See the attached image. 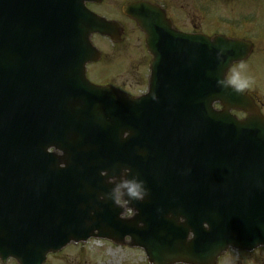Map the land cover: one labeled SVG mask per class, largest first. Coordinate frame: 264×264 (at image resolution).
<instances>
[{
  "label": "water",
  "instance_id": "obj_1",
  "mask_svg": "<svg viewBox=\"0 0 264 264\" xmlns=\"http://www.w3.org/2000/svg\"><path fill=\"white\" fill-rule=\"evenodd\" d=\"M85 1L0 0V258L42 264L131 230L154 264L264 245V117L226 80L250 45L180 33L130 4L154 56L147 92L129 97L86 78L91 34L114 23ZM118 187L142 194H127L141 216L120 218Z\"/></svg>",
  "mask_w": 264,
  "mask_h": 264
},
{
  "label": "flooded vegetation",
  "instance_id": "obj_2",
  "mask_svg": "<svg viewBox=\"0 0 264 264\" xmlns=\"http://www.w3.org/2000/svg\"><path fill=\"white\" fill-rule=\"evenodd\" d=\"M132 1L137 0H101L99 3H87V6L93 11H95V6L110 8L112 11H107L114 13V16H111V18L115 20L121 18L128 21V17H125L122 13V6ZM143 1L158 5L172 21L174 27L182 32L201 33L208 36L221 34L250 41L252 43V50L243 64L247 62L249 64H256L261 61L260 54L264 55V51L258 52L259 48L257 45V42L260 41L261 32H264L261 28L263 22L258 25V19L263 15L261 9L263 8L264 10V0ZM117 15L118 17L116 18ZM123 25L125 33L127 30L126 23H123ZM237 28L244 30L245 34L233 35L232 30ZM123 36L121 37L122 43L120 45L125 42ZM118 43H113V45ZM101 52V57L103 58L104 52ZM262 61L264 62V60ZM249 93L258 102L259 108L264 114V103H260L251 91ZM238 115L243 116L244 114L239 113ZM99 241L106 244L98 251V259L101 264H151L144 249L136 246L130 236H125L120 241L118 238L114 239L113 242L104 239ZM256 251H228L220 255L216 259L215 264H260V261L253 257Z\"/></svg>",
  "mask_w": 264,
  "mask_h": 264
},
{
  "label": "rangeland",
  "instance_id": "obj_3",
  "mask_svg": "<svg viewBox=\"0 0 264 264\" xmlns=\"http://www.w3.org/2000/svg\"><path fill=\"white\" fill-rule=\"evenodd\" d=\"M95 9L107 16H114L113 12L106 11H112L110 8L95 6ZM261 13H263V15L258 19V25H260L261 22H264L263 8L261 9ZM117 17L118 15L116 18ZM119 20H121L123 23H126L127 30L125 32L124 40L130 42L129 46L130 49L133 50V53L129 56V60L117 62L112 67V74L109 67L110 62L103 61L99 65L95 66L91 73L88 71V77L91 81L98 83H101L106 79H110L111 82L121 85L132 93L138 94L140 92H144L147 88V71L142 64L144 61L147 63L149 59L148 54L144 48L142 34L134 22H129L121 18H119ZM261 28L264 31V26ZM232 33L235 35H243L245 34V31L237 28L232 30ZM249 33L251 34V32ZM96 45L102 51H104V58L109 55V57L116 55L117 57L127 58V53L123 51V46H121L120 52H124V54L121 55V53L119 54V51L114 50L115 47H112L108 41H106L105 46L103 43L98 42ZM257 45L259 48L258 52L264 51V40L258 41ZM260 57L261 61L257 62L256 64H249L247 62L243 64V69L240 68V65L234 67L230 72V79H228L230 81L233 73L237 70L240 71L241 75L248 80V87L252 94L257 97V100L260 103H264V62L262 61L264 60V55L260 54ZM139 76H142L143 78L140 80ZM91 246L94 247L95 244H92ZM80 250V248L67 247L59 254L50 255L46 261V264H101L98 256L95 254L94 248L83 249V255L78 254ZM253 257L257 258L260 261V264H264V248L257 250Z\"/></svg>",
  "mask_w": 264,
  "mask_h": 264
},
{
  "label": "clouds",
  "instance_id": "obj_4",
  "mask_svg": "<svg viewBox=\"0 0 264 264\" xmlns=\"http://www.w3.org/2000/svg\"><path fill=\"white\" fill-rule=\"evenodd\" d=\"M243 64L240 65V68L243 69ZM231 82L236 86L237 89L242 90L244 88L248 87V80L244 78L240 71H235L233 73V76L231 78ZM129 215H131V212H128Z\"/></svg>",
  "mask_w": 264,
  "mask_h": 264
}]
</instances>
